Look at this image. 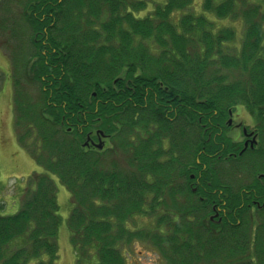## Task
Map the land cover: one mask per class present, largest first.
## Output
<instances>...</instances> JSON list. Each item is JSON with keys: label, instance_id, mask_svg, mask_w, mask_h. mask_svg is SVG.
I'll list each match as a JSON object with an SVG mask.
<instances>
[{"label": "trees", "instance_id": "obj_1", "mask_svg": "<svg viewBox=\"0 0 264 264\" xmlns=\"http://www.w3.org/2000/svg\"><path fill=\"white\" fill-rule=\"evenodd\" d=\"M148 3L145 15L134 14V4ZM194 6V0H23L31 52L10 58L13 122L22 136L36 134L42 171L27 177L18 210L0 213V264H55V179L70 195L66 224L76 264H127L125 246L135 235L163 244L167 264H264V203L248 205L264 199V181L256 177L264 173V0ZM228 18L242 24L238 40L233 27L219 23ZM11 25L1 14L0 29ZM23 66L37 89L33 97L19 82ZM130 75L135 95L147 90L150 102L170 104L163 107L178 114L182 127L195 124V154L186 161L193 179L187 171L169 176L145 155L131 167L105 165L82 145L87 130L112 136L124 125ZM238 107L258 136L257 147L242 152L239 173L231 158L224 170L235 145L223 125L227 110ZM212 206L224 207L225 215L215 216ZM140 215L153 228L127 226Z\"/></svg>", "mask_w": 264, "mask_h": 264}, {"label": "rangeland", "instance_id": "obj_2", "mask_svg": "<svg viewBox=\"0 0 264 264\" xmlns=\"http://www.w3.org/2000/svg\"><path fill=\"white\" fill-rule=\"evenodd\" d=\"M2 1L7 3V7L4 8L5 11L1 8ZM194 1V9H199L200 0ZM22 3L23 0H0V15H9L14 21V26L11 25L5 30L0 29V72L4 76V81L1 80L2 78L0 79V213L3 214H12L18 210L23 198V192L30 184L27 181V177L30 174L33 175L36 172L42 171L41 166L36 163L35 153L33 151L36 134L31 136L32 133H30L22 136V132L19 133L18 127L13 122L12 99L14 97V86L11 77H13L14 72L11 69L10 58L14 57L17 51L22 54L26 53L27 56L31 52V43L28 40L29 30L22 24ZM149 8H151L150 3L145 5V7L134 4L132 10L135 15L142 16L145 15ZM219 23L233 27L236 32V39L238 40L237 34H241L242 28L239 20L230 18L220 19ZM12 29L17 30L16 36L12 33ZM26 60H29V57H26ZM20 70L22 77H20L21 80L19 82H21L23 90L30 93L32 97L34 94L37 95L36 87L26 82L28 73L25 67H21ZM238 111L239 118L237 120L240 119L249 127L254 126L250 114L244 108L241 107ZM101 157L103 163L113 160V164L122 168L127 167V154L124 146L115 147L114 151H108ZM55 183L57 187V203L59 206L58 216L60 217L56 239L58 257L55 264H76V251L70 242L66 224L71 208L70 195L67 189L57 179H55ZM147 218L146 216L140 215L134 220H128L126 224L129 228L133 229L143 227L151 229L153 228L152 224L154 221ZM174 218L176 221L177 217L174 216ZM132 239L134 241H131V245L125 246V248H128L126 254L127 264H167L165 262L166 258L163 256V249H165L163 244L161 248L159 246L156 248L150 242L145 241L141 235H135Z\"/></svg>", "mask_w": 264, "mask_h": 264}, {"label": "flooded vegetation", "instance_id": "obj_3", "mask_svg": "<svg viewBox=\"0 0 264 264\" xmlns=\"http://www.w3.org/2000/svg\"><path fill=\"white\" fill-rule=\"evenodd\" d=\"M134 76H138V74H134ZM135 86L132 75L128 76L126 87L129 89V95L126 97L122 109L125 114L124 125H120L118 131L112 136L97 128L87 130L82 145L87 149L98 151L102 156L108 151H114L115 147H119L118 142L121 138L118 137V140L116 135L123 134L127 165L129 163L130 167L133 165L131 162L137 161L142 155H145L152 158L151 162L161 165V167L166 166L169 176H178L187 171L189 178L193 179L194 173H191V167L188 168L186 161L190 160L192 155L195 154V151L193 152L195 147V124L191 125V123L184 122V127H182L181 118L178 117V114L165 108L170 104L157 103V99H154L156 104L150 102L147 90L140 91L138 95H135ZM239 109V107L228 109L224 119L225 139L231 138L232 144L235 145L225 153V165L227 166H225V171H228V165H230L228 158L232 159V164H236L238 168L239 166L241 168L239 158H243L241 157L242 152L257 147L258 136L255 127H249L240 119L237 120ZM164 118H167L170 122H166L163 120ZM182 162L186 164L184 165ZM240 168L237 169V173L240 172ZM256 177L263 184L264 173L260 172ZM250 179L247 177L246 182ZM256 197L257 199H252L248 205L258 208L261 203H264V199L259 202V199H262L260 195ZM223 203L226 204V201H223ZM212 209L216 210L215 216L219 214V211H222L225 215L224 207L212 206Z\"/></svg>", "mask_w": 264, "mask_h": 264}]
</instances>
